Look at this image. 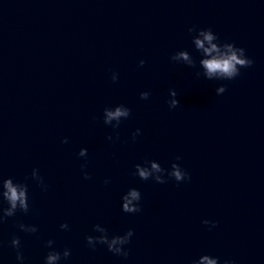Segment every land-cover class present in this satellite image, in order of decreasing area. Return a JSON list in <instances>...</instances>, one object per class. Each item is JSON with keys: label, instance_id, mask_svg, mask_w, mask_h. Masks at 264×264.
Instances as JSON below:
<instances>
[{"label": "water", "instance_id": "water-1", "mask_svg": "<svg viewBox=\"0 0 264 264\" xmlns=\"http://www.w3.org/2000/svg\"><path fill=\"white\" fill-rule=\"evenodd\" d=\"M193 26L244 48L253 65L233 80L197 77ZM180 50L195 67L170 60ZM119 104L131 115L113 129L103 109ZM146 158L179 163L191 180H141L132 173ZM0 176L26 182L30 204L0 225V264H19L13 235L23 264H44L49 239L71 250L60 264H192L205 254L264 264V0H0ZM133 187L142 211L129 214L121 198ZM95 224L109 235L132 229L129 256L88 247Z\"/></svg>", "mask_w": 264, "mask_h": 264}, {"label": "clouds", "instance_id": "clouds-1", "mask_svg": "<svg viewBox=\"0 0 264 264\" xmlns=\"http://www.w3.org/2000/svg\"><path fill=\"white\" fill-rule=\"evenodd\" d=\"M188 32L194 33L192 36V44L200 54L199 66L202 72H197V77L203 75L208 80H233L241 74L240 70L242 68H249L253 65V60L246 55L244 48L237 47L234 43L220 42L219 37L211 28H197L193 26L188 29ZM170 60L176 63H183L189 67L196 66V60L187 50H180L173 53L170 56ZM144 64L145 61L141 59L139 61V67H143ZM110 78L113 83H116L119 78L118 72L113 71ZM225 91L226 86L224 85L216 89L217 95L223 94ZM169 95L172 97L167 101L169 108H176L179 105V100L175 98L177 92L174 89H170ZM149 97L150 93L147 91L140 93L141 100H147ZM130 115L131 109L123 104L114 107H105L103 109V123L111 126L113 129H118L122 121L128 119ZM139 135H141V130L138 128L132 133L131 139L135 141ZM108 139L112 140L113 137L109 135ZM116 139H119V133H116ZM61 142L66 144L68 143V139L65 137ZM87 154V149L81 148L77 155L87 158ZM175 159L179 161L181 157L177 156ZM86 168L87 161L81 164V172L85 180H90L92 177L86 171ZM134 169L135 171L132 173L134 176H138L144 181L151 179L158 184L167 183L168 179H174L177 183L191 180L190 174L176 162L171 164L169 170L163 168L157 161L146 158L143 164H135ZM30 178L42 191H47L48 185L44 182L38 168L32 169ZM27 179L29 177H25V180ZM109 183L110 180H104L105 185ZM121 199L123 212L135 214L142 211L140 204L141 193L137 188H129ZM4 203L7 204V207L2 206ZM29 211L28 184L26 182L16 181L12 177L4 178L0 176V225H3L8 218L15 216L17 212L28 214ZM202 223L209 225L210 229L216 227L215 221L205 219ZM17 227L20 231L29 234L38 232L36 225L19 223ZM59 227L61 230H69L67 223H62ZM93 232L99 233V235H88L85 237V242L88 247L95 250L98 244L106 245L107 250L113 255L124 258L129 256V251L125 246L130 244L131 238L134 235L132 229H128L123 235H109L107 228L101 224H95L93 225ZM54 243L51 239L45 243V247L49 251L44 258V264H60L62 259L67 260L71 256V250L69 248L65 247L62 251H59L53 248ZM9 245L16 251V260L19 264H23L25 257L21 250L20 237L13 235ZM0 247H2V241H0ZM192 264H220V259L219 257L205 254L193 260ZM222 264H235V261L226 258Z\"/></svg>", "mask_w": 264, "mask_h": 264}]
</instances>
